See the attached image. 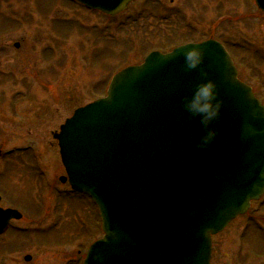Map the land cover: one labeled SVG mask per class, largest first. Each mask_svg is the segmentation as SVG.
I'll use <instances>...</instances> for the list:
<instances>
[{
	"label": "rangeland",
	"instance_id": "obj_1",
	"mask_svg": "<svg viewBox=\"0 0 264 264\" xmlns=\"http://www.w3.org/2000/svg\"><path fill=\"white\" fill-rule=\"evenodd\" d=\"M206 39L228 44L264 104V15L254 0H135L116 17L70 0H0L1 205L23 213L0 235V264H82L101 221L89 199L59 181L65 172L54 131L105 94L115 70L150 50ZM253 218L264 229V212ZM241 223L220 236L227 264ZM248 241L245 263L264 264V234Z\"/></svg>",
	"mask_w": 264,
	"mask_h": 264
},
{
	"label": "water",
	"instance_id": "obj_2",
	"mask_svg": "<svg viewBox=\"0 0 264 264\" xmlns=\"http://www.w3.org/2000/svg\"><path fill=\"white\" fill-rule=\"evenodd\" d=\"M75 1L116 15L135 0ZM256 3L264 12V0ZM191 46L205 49L203 67L224 100L220 134L206 150L196 147L203 129L181 104L199 82V70L183 69L180 50ZM237 76L214 40L153 52L66 122L56 138L70 184L97 204L105 233L84 264H96L97 250L103 264L210 263L211 236L264 193V106ZM246 121L256 132L245 137ZM14 219L21 213L0 208V234Z\"/></svg>",
	"mask_w": 264,
	"mask_h": 264
},
{
	"label": "clouds",
	"instance_id": "obj_3",
	"mask_svg": "<svg viewBox=\"0 0 264 264\" xmlns=\"http://www.w3.org/2000/svg\"><path fill=\"white\" fill-rule=\"evenodd\" d=\"M183 59V69L187 73L199 70V82L196 83L189 95L182 98L181 104L184 113L190 120L198 121L203 129L196 147L198 149H208L219 136V130L215 127L221 119L224 100L221 98L220 86L216 80L210 78V74L204 69L206 52L201 46H191L180 50ZM255 127L245 122L243 125V135L255 134ZM96 264H103L105 259L103 250H97L93 257Z\"/></svg>",
	"mask_w": 264,
	"mask_h": 264
},
{
	"label": "flooded vegetation",
	"instance_id": "obj_4",
	"mask_svg": "<svg viewBox=\"0 0 264 264\" xmlns=\"http://www.w3.org/2000/svg\"><path fill=\"white\" fill-rule=\"evenodd\" d=\"M171 49H172V47L166 48V50H164V51L168 52ZM242 80L245 81V79L243 77H242ZM259 99H260V97H259ZM58 130L54 131V133H56ZM56 198L61 200L60 196H57ZM257 212H264V195L262 196V198L260 200L251 203V206H250L248 212L244 216L237 217L235 220H233L227 226V228L223 232L213 236V238H212V255H211V263L210 264H227V263L222 261V258H220L221 252L219 253V249H218L219 248L218 244H221V242H222V238L220 236L231 225L237 224L238 221L242 222L244 220H245V225H243L241 223L237 227H234L235 230H238V233H239L238 238H237L239 240V246L237 247V249L235 251V259L233 261H234V264H246L247 263V262L245 263V260H244L245 258L243 259V255H244L245 246L247 245L249 247L251 245V243L248 241L250 236L253 234H257L258 232H261L264 234V229H262L261 231L259 229H257V227L255 226V223L252 220V219H254L253 215ZM239 230H241V232H239ZM256 243H257V241H256ZM259 244L262 245L261 242H259Z\"/></svg>",
	"mask_w": 264,
	"mask_h": 264
}]
</instances>
